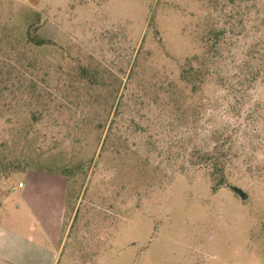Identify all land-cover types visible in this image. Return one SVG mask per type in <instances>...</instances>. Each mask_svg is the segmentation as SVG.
<instances>
[{
  "label": "rangeland",
  "instance_id": "obj_1",
  "mask_svg": "<svg viewBox=\"0 0 264 264\" xmlns=\"http://www.w3.org/2000/svg\"><path fill=\"white\" fill-rule=\"evenodd\" d=\"M223 32L240 34L231 54L184 84L186 59ZM257 41L264 0H0V264H264V122L243 129L264 75L244 81L242 110L223 109ZM226 120L242 128L224 175L245 199L192 156ZM29 171L66 178L55 245L59 185L33 193L40 215L16 190Z\"/></svg>",
  "mask_w": 264,
  "mask_h": 264
},
{
  "label": "trees",
  "instance_id": "obj_2",
  "mask_svg": "<svg viewBox=\"0 0 264 264\" xmlns=\"http://www.w3.org/2000/svg\"><path fill=\"white\" fill-rule=\"evenodd\" d=\"M240 34H234L233 32H223L221 34V38H216L211 42V34L209 38H206V41L211 42V45L205 49L203 54L198 57L194 56L186 59V62L181 67L180 78L184 84L195 83L197 81L196 77H200V72L202 68H207L209 65V61L212 57H222L224 53L231 54L232 52V41L233 38L239 37ZM27 41L33 42L34 44L40 45L45 42L44 39L36 36L35 34H31V32H27ZM214 46V50L212 52V48ZM219 47V49H217ZM213 53V55H212ZM243 59L238 65L235 67L237 71L232 72L229 76V80L226 84H224L225 89H228V93L231 95L226 101L225 109L229 112V110L239 111L243 109L245 104L244 98L248 97L244 93H246V88L244 87V81L256 80L259 75H264V41L260 43L257 41L254 44V47L251 46L242 49ZM256 59L258 60L257 68L255 67V71L251 73V65L250 60ZM249 78V79H248ZM245 95V96H244ZM225 105V104H224ZM254 106V107H253ZM224 107V106H223ZM253 107V108H252ZM264 110V106H261L258 102H255L254 105L248 106L245 108L246 118L244 120L243 129L245 130V137H254V133L251 131L255 130L254 125L258 123V121L264 122V113L262 115H258L259 110ZM251 111L256 112V116L251 114ZM211 115V114H210ZM179 118V117H178ZM199 121V112H195L193 114V122L194 124ZM227 121V127L218 128L213 127L209 132L205 131V139L206 145L202 149H197L193 152V155L196 158L197 164L202 167L210 166L211 171L214 174L219 175V183H223L222 179L226 178L224 175V169L226 167L227 162L231 161L230 156L232 155L233 143L236 138L237 132L242 128L241 123L235 122L231 123V120ZM193 133L197 135V127L194 126ZM251 129V131H250ZM183 138L179 139L181 141ZM257 140V138L255 139ZM179 151L178 155L183 153L185 148H182L178 145ZM183 149V150H182Z\"/></svg>",
  "mask_w": 264,
  "mask_h": 264
},
{
  "label": "crops",
  "instance_id": "obj_3",
  "mask_svg": "<svg viewBox=\"0 0 264 264\" xmlns=\"http://www.w3.org/2000/svg\"><path fill=\"white\" fill-rule=\"evenodd\" d=\"M48 178H50L55 184L59 185V192L58 196H60L61 200V209L58 208L57 212L54 214L52 221H47L46 226L49 231L48 241L50 244L55 245L60 239V232H61V219L64 210V205L66 201V185L67 181L66 178L59 174H48L43 171H29L25 175V179L21 180L22 186H16V190L19 191L21 195V199L26 200L32 207L37 210L38 214L41 213V207L43 206V199L42 196L37 197L33 193L40 187ZM52 184V183H51ZM54 185V186H55ZM39 200V201H38ZM40 203V204H38ZM41 215V214H40ZM56 255L52 253L50 255V264L55 263Z\"/></svg>",
  "mask_w": 264,
  "mask_h": 264
},
{
  "label": "water",
  "instance_id": "obj_4",
  "mask_svg": "<svg viewBox=\"0 0 264 264\" xmlns=\"http://www.w3.org/2000/svg\"><path fill=\"white\" fill-rule=\"evenodd\" d=\"M223 184L231 189L234 193H236L241 199H245L248 196V193L244 191L243 189L239 188L238 186L229 183L226 178L222 179Z\"/></svg>",
  "mask_w": 264,
  "mask_h": 264
},
{
  "label": "built area",
  "instance_id": "obj_5",
  "mask_svg": "<svg viewBox=\"0 0 264 264\" xmlns=\"http://www.w3.org/2000/svg\"><path fill=\"white\" fill-rule=\"evenodd\" d=\"M18 186H19V187L22 186V182H19V183H18Z\"/></svg>",
  "mask_w": 264,
  "mask_h": 264
}]
</instances>
